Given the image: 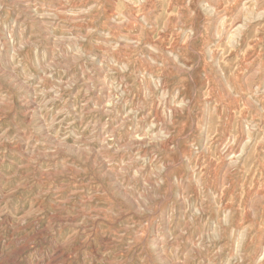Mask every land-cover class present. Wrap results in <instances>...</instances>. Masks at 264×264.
<instances>
[{"label":"rangeland","instance_id":"1","mask_svg":"<svg viewBox=\"0 0 264 264\" xmlns=\"http://www.w3.org/2000/svg\"><path fill=\"white\" fill-rule=\"evenodd\" d=\"M0 264H264V0H0Z\"/></svg>","mask_w":264,"mask_h":264},{"label":"bare ground","instance_id":"2","mask_svg":"<svg viewBox=\"0 0 264 264\" xmlns=\"http://www.w3.org/2000/svg\"><path fill=\"white\" fill-rule=\"evenodd\" d=\"M215 7V6H214ZM234 154V153H233Z\"/></svg>","mask_w":264,"mask_h":264}]
</instances>
